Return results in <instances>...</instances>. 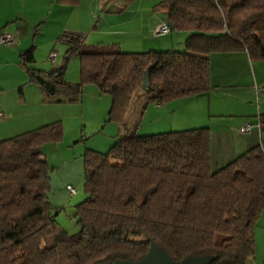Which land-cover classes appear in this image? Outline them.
<instances>
[{
  "label": "trees",
  "instance_id": "1",
  "mask_svg": "<svg viewBox=\"0 0 264 264\" xmlns=\"http://www.w3.org/2000/svg\"><path fill=\"white\" fill-rule=\"evenodd\" d=\"M77 6L79 0H55ZM172 31L187 32L183 52L125 53L86 45V34L62 32L64 64L77 58L78 82L33 68V47L18 68L42 102L73 103L84 86L110 97L107 123L123 126L138 92L162 105L210 90L208 56L244 51L264 62V0H162L151 8ZM149 68V87H141ZM264 133V114L254 121ZM251 126V125H250ZM62 140L60 122L0 141V264L135 262L153 242L172 261L208 255L211 264H248L264 209V139L223 168L209 167V131L128 133L106 153L84 150V199L73 206L78 232L55 222L48 202L49 167L41 148ZM58 212V211H57Z\"/></svg>",
  "mask_w": 264,
  "mask_h": 264
},
{
  "label": "crops",
  "instance_id": "2",
  "mask_svg": "<svg viewBox=\"0 0 264 264\" xmlns=\"http://www.w3.org/2000/svg\"><path fill=\"white\" fill-rule=\"evenodd\" d=\"M93 1L96 7L104 11L107 0H79L78 7L92 9ZM114 0L112 2H116ZM137 0H131L136 2ZM162 0H154V4ZM52 0H50V3ZM128 2H124V9L132 7ZM129 6H126V5ZM152 3V6L154 5ZM57 13L66 14L59 17L64 18L65 25L70 21V14L62 6H56ZM92 11V10H91ZM132 11V10H131ZM93 13V12H92ZM102 16V20L108 23V19ZM99 24L95 30L88 33L89 38H99L104 36L105 30ZM154 19L153 21H151ZM27 20L21 13L13 14L4 7V1L0 0V35H10L17 38L14 45L9 47L0 44V74L7 73V77L0 79V113L3 118L0 121V139L14 137L19 134L34 130L41 126L60 122L62 128V140L56 145H44L41 152L50 150L49 157L56 155L61 150H70L69 156L63 152L60 158V169L67 164L71 175H67V180H74V175L82 165V154L84 150L103 151L108 150L119 139L128 133L136 136L157 135L168 132H178L197 128H207L209 131V167L211 172H215L229 162L246 152L247 150L260 144L264 139V133L254 128V121L264 114V95L255 91L256 87L264 84V62L250 61L244 51L232 53H214L208 56L209 62V85L210 90L188 97L186 99L169 102L162 105H145V99L141 93L135 94L127 110L123 126H116L107 123V112L109 103L103 99L102 95L93 90L90 94L81 95L78 101L73 103H47L42 102L41 96L35 86L28 84L22 71L18 68V54L31 47L28 46L25 28L38 20ZM166 23V17L162 14H152L150 22H147L145 31L149 33L156 25ZM61 25L53 27L54 34L46 43L45 54L55 52L53 68L48 63L42 62L38 65L33 54V68L42 71H54L55 68L64 64V50L57 49V37L67 29L75 32H84L79 23L75 29ZM40 27V26H39ZM42 27H40V30ZM178 38L185 39L187 32H180ZM182 34V35H181ZM35 35V33H33ZM122 35V34H120ZM138 40V41H137ZM123 41L115 42L119 49L124 46ZM126 42V40H125ZM132 42V43H131ZM175 42V40H172ZM32 43H34L32 41ZM31 43V44H32ZM129 45H139L140 39H129ZM179 43V42H178ZM29 47V48H28ZM34 49V47H33ZM122 52H129L122 48ZM63 51V53H62ZM62 53L58 60V54ZM46 57V58H47ZM56 64V65H55ZM55 65V66H54ZM65 65V70L61 78L67 83H77L75 75L68 74L69 67ZM67 65V66H66ZM49 67V68H48ZM8 70V71H7ZM108 103V104H107ZM96 117H90L95 116ZM88 119V120H86ZM93 127L90 139L94 141L78 145L81 140H86L79 131L88 126ZM245 123L251 125L250 133L240 135L238 129ZM142 127L144 132L138 133ZM81 130V131H82ZM148 131V132H146ZM7 138V139H8ZM79 139V141H78ZM50 146V147H48ZM44 160L45 158L43 154ZM54 164V162L52 161ZM68 168V167H67ZM68 182L64 183V187ZM68 194V193H67ZM68 197H71L68 195ZM54 220L56 221L55 217ZM254 252L258 245L264 247V209L254 227ZM259 261V262H258ZM254 260L253 264H264V255L260 260Z\"/></svg>",
  "mask_w": 264,
  "mask_h": 264
},
{
  "label": "rangeland",
  "instance_id": "3",
  "mask_svg": "<svg viewBox=\"0 0 264 264\" xmlns=\"http://www.w3.org/2000/svg\"><path fill=\"white\" fill-rule=\"evenodd\" d=\"M2 1H4V7L6 9H9L11 13L13 14L21 13L23 17L26 18L27 20H32L31 22H34V20H38L37 22L31 24L29 27H26L24 33L21 31L22 35L27 34L26 36H27L28 46L34 47L33 54L38 65L42 64V62L45 61L48 63V65L50 66L53 65L48 61L47 59L48 57L45 54V50L47 46L46 43L48 42V40H50V38H52L54 34L53 31L54 26L57 27L58 23L60 26L61 25L60 23H62V26L75 29L77 27V23H79L81 30H84V32H79V33H85L86 36H88V33L91 32L92 30H95L96 25L99 24L97 18L100 17H101V19H99L101 21L100 24L103 23L101 27L107 29L105 30L106 33L104 34V36L99 37L97 39L91 37L87 40L86 37V45L88 46L117 45L115 42L123 41L121 44L124 46H122L120 49L123 50L122 48H124V50H127L129 52L143 53L152 50L153 51L172 50L175 52H183L184 39L182 37L178 38V36L180 35L178 33L180 32L170 31L166 35L152 37L150 35L152 30H150L149 33L145 31V29H147V27H145L146 23L150 22V17H152V14L155 15V13H153L151 10L152 3L154 4V0H137L135 3L131 2V0H127L130 1L128 2V4L134 3L132 7H130L129 9L127 7L124 9L123 7L125 5L124 2L126 0H117L116 2H112L114 0H107L104 11L100 10L99 7L97 8L96 4L93 1H90V4L92 3L91 4L92 9H90V7L89 8H84L82 6L78 7L79 5L73 7H63V9L68 11V13L70 14V21L67 22L66 25L65 22H63L65 20L64 18H66V14H60L56 12L55 5L56 6L58 5L55 3V0H52L51 3L50 0H2ZM128 4L126 6H129ZM59 15H63L64 18L59 17ZM101 15H104V17L108 19V23H105L102 20ZM153 20L154 19H152L151 21ZM39 26L42 27L41 30ZM66 32H75V31L67 29ZM33 33H35V35H33ZM130 38L131 40H133L134 38L140 39V44L129 45ZM172 40H175V42H172ZM16 41L17 38L15 39L12 45H14ZM32 41L34 43H32ZM55 45L57 46L55 50L59 49L61 52V50L65 49V47L60 43H56ZM2 46L9 47L11 45H2ZM62 53L58 54L59 55L58 60L62 55ZM66 64L69 67L68 74L75 75L77 80L78 71H79L78 59L71 58ZM51 67L53 68V66ZM4 76L7 77V73L2 72L0 74V79L3 80ZM93 90H95L94 86L91 85L84 86L82 95L84 96L90 94ZM102 97L103 99H107L110 107V102H111L110 97L107 95H102ZM90 117H96V115ZM90 124L93 127H90L88 122V126L86 127V130L85 129L82 130L80 127L78 132L80 133L82 132L81 134L85 136L86 140H81L78 143V145L82 146L84 143H88V141L89 142L94 141L95 138L90 139L91 136H89V134H91L92 132V128H94V124L92 123ZM144 128L145 127H142L141 130L138 131V133L141 134L142 132H144L143 131ZM7 138L8 137H6V139ZM63 152H65L67 156H69L70 154V150L69 152L68 150H61L60 153L49 157L48 154L50 153V150H48L47 148V151H43L45 158L46 159L48 158L46 160V163L49 167V174H48L49 192L47 194V198H48V202L54 207V209L58 211L57 212L54 210L52 212L53 215L55 214V219H56L55 222L60 226V228H62L68 234H75L76 232H78V227L73 217V213H74L73 206L81 202L85 197L82 189L84 175L81 166L80 171L75 173L74 180H67V175H71V171H69L70 169L69 166H71V164L70 165L67 164L63 169H60L59 167L60 158L63 157ZM106 152L107 150H103L101 152L99 151V153L102 154ZM52 161L54 162V164L52 163ZM66 182H68V185H70L75 190V194L71 197H68V194L65 190L64 183ZM263 255H264V247L258 245L256 252H254L253 258L250 261H248V264H253L255 259L256 261L260 260V258H262Z\"/></svg>",
  "mask_w": 264,
  "mask_h": 264
},
{
  "label": "water",
  "instance_id": "4",
  "mask_svg": "<svg viewBox=\"0 0 264 264\" xmlns=\"http://www.w3.org/2000/svg\"><path fill=\"white\" fill-rule=\"evenodd\" d=\"M166 24L170 31H172V26L169 21L166 19ZM65 70V65H60L56 70V74L58 76H62ZM148 73L149 68L143 73L141 87L143 89H147L149 87L148 82ZM213 262V258L208 255L203 256H195V257H185L180 261H172L167 253L162 250L158 245L153 242H149V249L147 253L138 261L128 262L123 260H114L112 262H104L101 264H211Z\"/></svg>",
  "mask_w": 264,
  "mask_h": 264
},
{
  "label": "built area",
  "instance_id": "5",
  "mask_svg": "<svg viewBox=\"0 0 264 264\" xmlns=\"http://www.w3.org/2000/svg\"><path fill=\"white\" fill-rule=\"evenodd\" d=\"M169 32H170V30H169L167 24L166 23H160V24L156 25L152 29L150 35L152 37H157V36H161V35H166ZM15 39H16V36L13 37V36H10V35H0V44L1 45H12L14 43ZM55 57H56L55 52L52 51L51 53L48 54V58L47 59H48V61L51 64H53L54 60H55ZM57 68L54 69V72H55V70ZM55 74H56V72H55ZM255 91L261 93L262 95H264V84L259 86V87H256ZM2 118H3V116L0 113V121H2ZM255 127H256V130H258V124L257 123H256ZM250 131H251V126L249 124H247V123H245L243 126H241L238 129V133L240 135H244V134L250 133ZM65 190H66V192L68 193L69 196H73L75 194V190L70 185H67L65 187Z\"/></svg>",
  "mask_w": 264,
  "mask_h": 264
}]
</instances>
